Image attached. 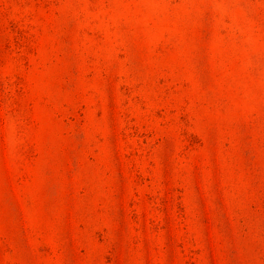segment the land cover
<instances>
[{
    "label": "rangeland",
    "instance_id": "rangeland-1",
    "mask_svg": "<svg viewBox=\"0 0 264 264\" xmlns=\"http://www.w3.org/2000/svg\"><path fill=\"white\" fill-rule=\"evenodd\" d=\"M0 264H264V0H0Z\"/></svg>",
    "mask_w": 264,
    "mask_h": 264
}]
</instances>
